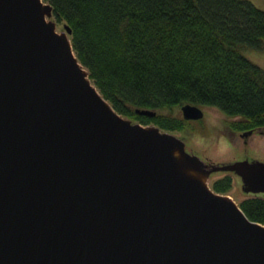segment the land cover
I'll return each instance as SVG.
<instances>
[{"label":"water","instance_id":"1","mask_svg":"<svg viewBox=\"0 0 264 264\" xmlns=\"http://www.w3.org/2000/svg\"><path fill=\"white\" fill-rule=\"evenodd\" d=\"M51 14L0 0V264H264V224L206 183L231 170L264 192V160L206 162L118 113Z\"/></svg>","mask_w":264,"mask_h":264},{"label":"trees","instance_id":"2","mask_svg":"<svg viewBox=\"0 0 264 264\" xmlns=\"http://www.w3.org/2000/svg\"><path fill=\"white\" fill-rule=\"evenodd\" d=\"M44 1L70 28L75 57L121 115L181 129L183 118L157 109L190 102L236 116L229 121L236 130L264 125V68L242 51L264 48V10L251 1ZM210 186L224 193L231 178L223 174ZM238 205L264 224V196H245Z\"/></svg>","mask_w":264,"mask_h":264},{"label":"rangeland","instance_id":"3","mask_svg":"<svg viewBox=\"0 0 264 264\" xmlns=\"http://www.w3.org/2000/svg\"><path fill=\"white\" fill-rule=\"evenodd\" d=\"M256 6L264 10V0H249ZM46 18L54 19L53 14L47 16ZM54 28L59 31L62 29L61 22L55 21ZM243 54L249 59L264 68V48L254 49V48H244L242 49ZM205 121L217 122L218 125L228 123L223 116L225 114L213 105L205 106ZM158 112L174 115L181 117L179 105H173L171 107H163L157 109ZM138 121V120H132ZM139 122V121H138ZM142 124H153V123H142ZM155 125V124H154ZM162 129V128H160ZM178 137L182 138L184 142V148L196 154L202 160L209 159L210 161L221 163L236 161L241 159H251L255 158L258 160H264V128L262 132H253L246 136V141H242L238 135L233 136L232 140L228 139L221 133L218 129L210 127L207 130H199L197 128H192L188 126V123L184 122L181 129H165ZM223 174H229L231 178V186L224 193L228 194L236 203L248 195H261L264 196L263 191L250 192L244 191L241 188V180L239 175L231 170H215L206 176V183L210 186L214 178L219 177Z\"/></svg>","mask_w":264,"mask_h":264},{"label":"flooded vegetation","instance_id":"4","mask_svg":"<svg viewBox=\"0 0 264 264\" xmlns=\"http://www.w3.org/2000/svg\"><path fill=\"white\" fill-rule=\"evenodd\" d=\"M198 106L202 110V114L199 117L184 118L181 114V111H180L181 118H183L184 122L188 123V126H190L192 128H197L199 130H207L210 127H213L214 129H218L219 133L223 134L228 139V141L232 140V137L236 136V135H238L240 138H242L241 139L242 141H246V136H248L250 133H252V131L253 132L257 131L259 133L263 131L264 125H257V126H254L252 128H248V129L236 130V129H233L228 123L223 122L222 124L218 125L217 122H212V121L207 122V121H205L206 120L205 119V112H206L205 106H206V104L198 105ZM223 117L226 121H232L236 118V116H227V115H225ZM247 130H250V131L248 132ZM262 133H264V132H262ZM245 159H247V158H245ZM251 159H255V158H251ZM205 161L213 162V161H210L209 159H207ZM213 171H215V170H213ZM213 171H210L209 173H211Z\"/></svg>","mask_w":264,"mask_h":264}]
</instances>
